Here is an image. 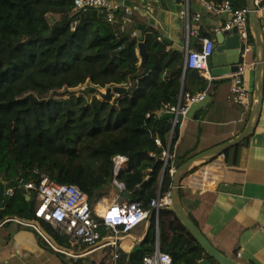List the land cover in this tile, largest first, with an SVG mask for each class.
<instances>
[{"label": "trees", "instance_id": "obj_1", "mask_svg": "<svg viewBox=\"0 0 264 264\" xmlns=\"http://www.w3.org/2000/svg\"><path fill=\"white\" fill-rule=\"evenodd\" d=\"M206 1L246 7V0ZM73 12V0H0V182L15 189L13 196H5L0 224L35 220V206L26 204L19 182H39L43 174L79 187L93 209L110 195L115 180L125 185L129 202L148 208L159 191L171 192L172 166L164 169L162 157L169 145L174 151L179 137L176 128L169 144L172 121L154 114L165 104L177 105L181 92L196 94L208 87L197 71L183 75L185 53L168 50L154 28L145 27L142 38H133L136 28L122 24L121 11L114 12L113 23L105 11ZM141 42L149 54L146 74L138 54ZM86 84L95 91L125 86L127 92L113 93L110 100L41 98ZM157 138L164 149L156 145ZM117 156L128 159V169L118 175ZM171 213L172 236L159 214L161 251L173 264H200L205 250ZM41 224L57 248L72 250L68 239ZM156 224L154 214L149 236L130 264H142L156 250ZM40 243L51 249L42 239Z\"/></svg>", "mask_w": 264, "mask_h": 264}, {"label": "crops", "instance_id": "obj_2", "mask_svg": "<svg viewBox=\"0 0 264 264\" xmlns=\"http://www.w3.org/2000/svg\"><path fill=\"white\" fill-rule=\"evenodd\" d=\"M207 3L206 0H183L182 3L177 0H130L127 4L133 10L134 19L130 26L136 29L139 25L152 27L163 39L168 38L183 49L188 44L191 51L200 50L202 40L210 38L215 42L217 30L222 29L232 18L230 13L209 11L206 8ZM187 7L190 20L181 16ZM198 14L201 17L196 20ZM259 20L263 26L264 12ZM168 50L174 48L168 45ZM262 54L264 56V35ZM256 59L257 52L253 42L252 51L243 60L246 69L242 78L248 89V106L240 105L233 92L236 74L214 77L211 72V76L205 77L198 72L201 78L208 81L207 89L199 92H207L208 97L205 102L193 106L189 117L184 118L182 123L178 122L174 126V120H171L173 130L169 144L175 129L179 130V137L171 153V174L180 167L179 162L188 161L230 142L246 130L258 88ZM158 147L164 149L163 143ZM168 150H171L170 145L164 152ZM127 169L128 161L123 164L120 172ZM163 172L164 169L158 177L160 185L164 177ZM114 189L115 185L110 195L94 207L99 213L114 201H129L125 190L117 192L115 197ZM181 197L187 219L193 222L222 254L239 264H264V84L259 119L251 136L224 155L196 166L181 184ZM160 212L166 233L172 236L170 225L174 221V215L170 209ZM152 219L153 216L149 217L130 233L121 236L118 248L120 258L117 261L114 260L115 252L111 247H103L75 258L87 259L88 264H130L131 255L142 249L149 236ZM156 219L157 248L160 239L159 216ZM10 221L12 223L0 226V264H32V259H45L43 262L48 263L53 257L49 252L56 255L61 253L35 229L33 232L31 227ZM40 238L48 243L53 251L41 245ZM47 238L53 244L48 236ZM71 248L72 250L67 252L75 255H78V252H87L83 247L71 245ZM65 258H68L66 254ZM205 259L213 264L208 256L203 260Z\"/></svg>", "mask_w": 264, "mask_h": 264}, {"label": "built area", "instance_id": "obj_3", "mask_svg": "<svg viewBox=\"0 0 264 264\" xmlns=\"http://www.w3.org/2000/svg\"><path fill=\"white\" fill-rule=\"evenodd\" d=\"M130 0H73L74 14H85L90 11H105L108 14V21H115L114 12L121 11L123 13L121 21L123 25L130 26L133 22V10L127 4ZM133 1H150V0H133ZM183 1V0H182ZM188 2V0H185ZM255 10L260 17L264 12V0H254ZM206 8L216 13H230L232 18L227 21L225 26L217 30V33L230 30L234 27L238 29L241 40L243 60L253 49V39L249 23L250 8L247 6L241 9H235L230 1L224 2L217 6L214 3H207ZM183 18L190 20L188 7L181 15ZM200 15L196 16V20L200 19ZM77 23H74L76 26ZM262 35H264V25L262 26ZM138 36V30L135 29L132 37ZM164 41L163 37L158 38ZM214 53V41L210 38L202 40V48L200 50L191 51L188 44L185 48V63L183 66V75L189 70L199 72L202 76H211V69L208 66V59ZM246 64L242 62L240 71L236 73L233 92L240 105L248 106V89L244 84L243 76L245 74ZM207 92H199L196 94L181 92L177 105H163V108L154 115L157 117L167 113L180 114L184 118L190 112L193 105L203 103L207 100ZM148 114L147 117H150ZM178 121L174 120V126ZM156 145L162 146L159 138L156 139ZM171 157L170 151L163 153L162 160H165L164 169L168 166L167 160ZM128 161L126 157L117 156L114 159L115 174L118 175L123 164ZM174 174V173H173ZM172 174V175H173ZM115 187L125 190L124 184L114 181ZM20 188L27 191L25 194L26 204H34L35 221L50 224L58 235L68 239L69 243L78 248H84L87 252H78V255L69 253L55 247L47 238L45 232L35 225L32 221H23L20 219H12L19 225L31 227L35 229L50 245L61 253L71 257H79L87 255L90 252L103 247H111L114 250V260L120 258L118 252L119 241L122 235L130 233L149 217L156 215L163 209L171 207V192L166 194L159 193L158 197L151 200L149 207L146 208L142 202H118L114 201L107 205L101 213L93 209L89 203L88 196L75 185L59 184L51 180L47 175H41L39 182H26L21 179ZM14 188H6L5 196H13ZM3 222L2 224L6 223ZM0 224V226L2 225ZM105 231V234L103 233ZM239 255V254H238ZM142 264H173V258L160 250L159 243L156 250L144 256Z\"/></svg>", "mask_w": 264, "mask_h": 264}, {"label": "water", "instance_id": "obj_4", "mask_svg": "<svg viewBox=\"0 0 264 264\" xmlns=\"http://www.w3.org/2000/svg\"><path fill=\"white\" fill-rule=\"evenodd\" d=\"M178 3H182V0H177ZM246 6L250 8L251 13L249 16V23L251 28V35L257 52L256 59V76L258 80V88L255 92V104L252 108L251 117L246 130L239 137L234 140L227 142L225 144L219 145L212 148L206 152H203L177 168L173 175V185L171 189V207L170 210L175 214L176 218L183 225V227L190 233V235L198 242V244L205 250L207 256L219 264H239L231 258L222 254L213 244L203 235V233L195 226V224L189 221L184 213L182 197H181V184L187 175L199 164L206 163L207 161L216 158L218 156L224 155L229 150L237 147L242 142L247 140L257 125L260 110L262 107L263 100V84H264V56L262 54L263 48V35H262V24L260 23L259 16L255 10L254 0H246ZM53 21V19H51ZM143 25L138 26V35L140 38L143 36ZM205 36V34H203ZM164 42L172 46L174 50L185 53L183 49L178 44H174L168 38L163 39ZM138 54L142 59L141 66L144 69V73H148L147 61L149 54L143 42L138 45ZM243 62L242 57V46L240 36L238 34V29L236 27L230 30H224L215 35L214 42V53L208 59V66L212 68L211 72L214 77H226L236 74L240 71V66ZM95 91L94 88L91 89ZM127 92L125 86L109 87L106 89L105 93H102L104 99H111L113 93L123 94ZM197 105V104H195ZM193 105V106H195ZM192 106V107H193ZM191 107V109H192ZM190 109V111H191ZM163 119L176 120L179 123L184 121V117L180 114L167 113L164 114ZM186 117H189V113ZM165 163V160H162ZM169 166H173V159L169 158L167 160ZM165 170L163 172V176ZM228 189V188H227ZM5 184L0 182V209L4 207L5 200ZM117 192H120L119 188L114 189L115 197H117ZM27 194V191H24ZM200 264H210L208 259L201 261Z\"/></svg>", "mask_w": 264, "mask_h": 264}, {"label": "rangeland", "instance_id": "obj_5", "mask_svg": "<svg viewBox=\"0 0 264 264\" xmlns=\"http://www.w3.org/2000/svg\"><path fill=\"white\" fill-rule=\"evenodd\" d=\"M90 88H93V87H91L90 85L86 84V85L80 86V87H78L76 89L61 90V91H59L57 93L48 94L47 96H43L41 98H43V99L45 98L46 99V98H49V97H53V98H56V99L67 100V99H69L71 97H81V96H83V97L87 98L89 101H91L94 97H97L98 99H102L101 94L105 93L106 89H107V88H105V89H101V90H97V91H92ZM116 98H117V96H116ZM113 101L114 100H112V102ZM32 222H35V225H37L42 230H45V228L43 227L41 222H36L35 220H32ZM31 230L34 232V229H31ZM48 254H50V256H53V257H51L50 262H48V263L43 262V261H45V259L36 260V261L32 259L31 263L32 264H82V263L83 264H88L87 259L85 260L84 258L83 259H78V258L71 257V256H68V255H67L68 258H65V257H61V256H58V255L50 253V252ZM70 258H73V259H70Z\"/></svg>", "mask_w": 264, "mask_h": 264}, {"label": "clouds", "instance_id": "obj_6", "mask_svg": "<svg viewBox=\"0 0 264 264\" xmlns=\"http://www.w3.org/2000/svg\"><path fill=\"white\" fill-rule=\"evenodd\" d=\"M138 30V29H137ZM116 188V187H115Z\"/></svg>", "mask_w": 264, "mask_h": 264}]
</instances>
